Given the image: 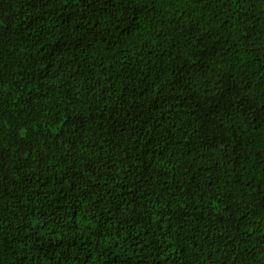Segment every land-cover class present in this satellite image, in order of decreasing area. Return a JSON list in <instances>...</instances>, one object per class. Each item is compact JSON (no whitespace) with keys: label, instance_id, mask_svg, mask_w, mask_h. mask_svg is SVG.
<instances>
[{"label":"trees","instance_id":"16d2710c","mask_svg":"<svg viewBox=\"0 0 264 264\" xmlns=\"http://www.w3.org/2000/svg\"><path fill=\"white\" fill-rule=\"evenodd\" d=\"M0 264H264V0H0Z\"/></svg>","mask_w":264,"mask_h":264}]
</instances>
